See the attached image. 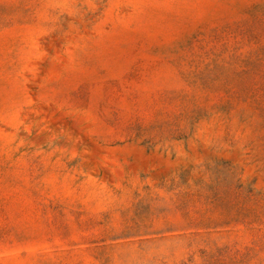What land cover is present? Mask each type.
<instances>
[{
	"label": "rangeland",
	"instance_id": "rangeland-1",
	"mask_svg": "<svg viewBox=\"0 0 264 264\" xmlns=\"http://www.w3.org/2000/svg\"><path fill=\"white\" fill-rule=\"evenodd\" d=\"M0 264H264V0H0Z\"/></svg>",
	"mask_w": 264,
	"mask_h": 264
}]
</instances>
